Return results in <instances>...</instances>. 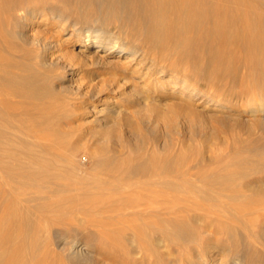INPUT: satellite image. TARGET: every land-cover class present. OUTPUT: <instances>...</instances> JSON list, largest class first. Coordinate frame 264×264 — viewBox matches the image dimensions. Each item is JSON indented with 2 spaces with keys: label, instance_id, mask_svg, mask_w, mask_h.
Instances as JSON below:
<instances>
[{
  "label": "bare ground",
  "instance_id": "bare-ground-1",
  "mask_svg": "<svg viewBox=\"0 0 264 264\" xmlns=\"http://www.w3.org/2000/svg\"><path fill=\"white\" fill-rule=\"evenodd\" d=\"M256 40L263 47L253 56L264 73V0H0V250L9 252L3 264L42 251L54 257L48 247L53 238L71 264H107L95 260L92 242L73 226L70 237L43 233L38 204L51 198L62 224L78 209L116 210L121 229L107 242L120 243L107 250L118 254L117 264H166L172 250L183 254L200 244V222L218 221L220 213L264 227V158L241 149L203 163L185 150L159 156L142 148L132 153L122 144L90 153L98 173L78 172L68 159L77 143L63 127L72 112L67 98L78 94L68 82L56 84L75 79L72 60L89 50L94 63L118 73L112 83L129 82L132 96L143 104L154 99L149 109L162 115L160 96L203 98L200 72L219 65L236 69L240 59L226 53L245 48L244 42L255 49ZM207 52L212 54L203 64ZM189 66L198 70L195 76ZM204 99L248 113L263 129L262 96L247 95L234 105L211 95ZM171 103L174 111L177 102ZM115 110L96 109L107 120ZM240 142L264 148L262 135ZM237 257L223 264H242Z\"/></svg>",
  "mask_w": 264,
  "mask_h": 264
},
{
  "label": "rangeland",
  "instance_id": "rangeland-1",
  "mask_svg": "<svg viewBox=\"0 0 264 264\" xmlns=\"http://www.w3.org/2000/svg\"><path fill=\"white\" fill-rule=\"evenodd\" d=\"M243 45L245 48L226 53L230 59H240L241 63L236 69L219 65L200 72V76H204L200 78L198 84L202 93H204V97L211 95L232 105L245 103L247 95L254 94L257 98L258 96L264 98V73L262 67L256 64L253 56L254 51L262 50L263 42L262 40H256L253 46L255 49H251L250 44L247 42H244ZM74 50L77 51L78 47H73ZM82 51L85 53L81 60L79 58L74 59L75 61L72 60L75 79L56 82V84L64 86L69 83L68 85H72L71 88L74 87L78 94H70L69 97L72 98H67L72 112L69 118L70 121H66V125L65 122L63 123L64 129L67 130V133L69 132L67 136L71 137L68 139L73 143H77L78 148L68 159L70 164L76 163L78 172L87 173V176L98 173L100 168L95 166L94 158L90 153L110 149L114 146L120 147L122 144L127 145L132 153L142 148L147 152L153 150L159 156H164L169 152L174 153L185 150L189 156H196L198 161L203 163L213 162L217 153L222 158H226L233 151L239 149L243 153H250L255 158L257 156L264 158V152L259 154L264 148L255 151L253 150L254 143L244 145L240 142L253 141L261 135L264 137V125H262L263 129L257 127L252 116L248 113L232 111L223 106L207 103L204 97L201 99H187L184 95L182 98L163 95L158 100L162 105V115H159L149 109V104L154 103V99L150 103L143 104L132 96L133 89L128 84L129 82L122 85V87L112 83L111 78L118 77L119 79L120 77L117 75L118 73L113 74L112 67H103L104 63L101 62L94 63L91 51ZM211 54L212 52L204 54L201 59L203 64H205L207 56ZM120 57L122 58V56ZM187 69L190 75L195 76L197 74L196 71L198 70L192 66ZM121 81L122 79L119 83ZM92 82L93 84H91ZM109 83L111 84L109 85ZM92 94L96 95L92 96ZM170 103H176L174 111L171 109ZM100 105L106 107L114 105L116 110L113 111L112 121L107 120L96 111ZM187 111L191 112L187 113ZM134 127L138 131L135 129V132ZM38 206L42 212L39 220L47 229L43 232L45 235L51 236L52 231H57L59 236L70 237L76 233L71 228L73 226L77 228L78 234H80L79 237L82 239L87 238V241L92 242V253L93 255L96 254L94 255L95 260L104 259L107 264H117L115 261L118 254L107 250V246L115 245L117 247L120 243L118 241L107 242L109 236H116L121 229L116 217V210L111 212L103 208L100 211L96 210L89 213L86 209H78L75 210L70 219H65L62 224L63 221L60 223L56 220L58 210L55 198L45 199ZM217 218L218 221L211 222V220L205 219V221L200 222L202 228L199 232L200 244L190 245L189 250L183 254L178 253L175 249L172 250L174 254L171 251L172 255L170 254L166 259V264H186L187 262V264H196L201 261L204 262L203 264H210L211 262L213 264H223L224 259L233 254H236V257L238 256L237 258L242 264H264V227L242 225L246 218L232 220L226 213H220ZM204 226L206 227L204 228ZM213 235H216L217 238L215 236L214 238ZM49 243L51 246L48 244V247L55 249L54 257L50 258L42 251L36 256H25L22 261L15 264H38L37 261L40 259L43 262L45 261L44 264H71L60 253L63 245L61 243L58 245L57 238H53ZM93 244L96 245L93 246ZM226 245L228 247H225ZM68 248L69 245H66L65 251ZM207 248L209 249L207 250ZM192 249L194 252L191 253ZM105 252H107L106 255ZM193 253L197 256H194ZM8 256L9 252L7 250H0V264H3L4 258Z\"/></svg>",
  "mask_w": 264,
  "mask_h": 264
}]
</instances>
